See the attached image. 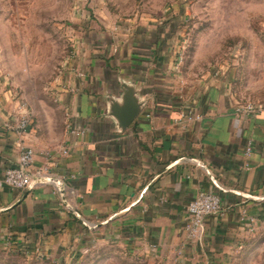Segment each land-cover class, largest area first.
Wrapping results in <instances>:
<instances>
[{
	"label": "crops",
	"instance_id": "crops-1",
	"mask_svg": "<svg viewBox=\"0 0 264 264\" xmlns=\"http://www.w3.org/2000/svg\"><path fill=\"white\" fill-rule=\"evenodd\" d=\"M145 25L119 52L70 63L57 90L67 115L57 143L22 135L23 107L0 78V178L30 143L32 171L57 180L27 193L0 187L1 248L69 258L116 236L154 264H228L254 234L251 218H264V100L240 111L244 100L226 84L187 80L180 46L162 25ZM128 91L140 110L125 126L137 104L125 101ZM200 191L217 192L222 210L206 217L196 241L187 205Z\"/></svg>",
	"mask_w": 264,
	"mask_h": 264
},
{
	"label": "rangeland",
	"instance_id": "rangeland-1",
	"mask_svg": "<svg viewBox=\"0 0 264 264\" xmlns=\"http://www.w3.org/2000/svg\"><path fill=\"white\" fill-rule=\"evenodd\" d=\"M151 22L180 46L187 80L226 84L244 102L264 100V0H0V78L23 107L36 143H57L66 130L57 90L70 63L99 49L119 52L133 29ZM242 246L228 264H264V228ZM0 264L154 261L112 236L69 258L0 247Z\"/></svg>",
	"mask_w": 264,
	"mask_h": 264
},
{
	"label": "built area",
	"instance_id": "built-area-1",
	"mask_svg": "<svg viewBox=\"0 0 264 264\" xmlns=\"http://www.w3.org/2000/svg\"><path fill=\"white\" fill-rule=\"evenodd\" d=\"M241 105L242 108H239L240 111H256V105L254 102L247 101ZM18 128L21 130L24 137L33 133L31 122L27 117L23 116L20 118ZM70 128L73 130L71 125ZM62 151L64 154L69 153L67 148H64ZM251 152L252 142L250 141L246 148V153L250 155ZM34 157L35 150L33 145L30 143L25 145L22 148L18 165L7 168L0 178V187L9 186L11 188L26 189L29 186H35V184L56 181L51 172L46 168H39L32 171L31 166ZM57 187L61 191L62 198H65L64 189H62L60 185ZM221 210V197L217 192L200 191L187 205L186 232L188 238L196 241L199 240L205 227L206 217L211 214L219 213ZM250 222L249 232L264 228V218L259 219L252 217Z\"/></svg>",
	"mask_w": 264,
	"mask_h": 264
},
{
	"label": "water",
	"instance_id": "water-1",
	"mask_svg": "<svg viewBox=\"0 0 264 264\" xmlns=\"http://www.w3.org/2000/svg\"><path fill=\"white\" fill-rule=\"evenodd\" d=\"M129 90H132V88L129 86ZM125 101L127 99H130L132 101H135V104L136 105H132V107L130 108V110L128 109L127 111V114L123 115L124 119H123V125L127 126L132 120L133 118L136 116V114L139 112L140 110V104L138 103L137 99L136 98H133V94L131 93V91H128L125 95ZM119 117H120V114H119ZM56 180V179H55ZM57 181V180H56ZM33 187L32 186H29L25 189V192H29Z\"/></svg>",
	"mask_w": 264,
	"mask_h": 264
}]
</instances>
